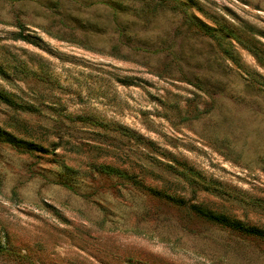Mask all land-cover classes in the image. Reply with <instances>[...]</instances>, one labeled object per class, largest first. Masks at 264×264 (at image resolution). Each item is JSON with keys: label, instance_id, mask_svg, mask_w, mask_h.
I'll return each mask as SVG.
<instances>
[{"label": "rangeland", "instance_id": "1", "mask_svg": "<svg viewBox=\"0 0 264 264\" xmlns=\"http://www.w3.org/2000/svg\"><path fill=\"white\" fill-rule=\"evenodd\" d=\"M0 95V264H264L157 195L264 228V0H0Z\"/></svg>", "mask_w": 264, "mask_h": 264}, {"label": "trees", "instance_id": "2", "mask_svg": "<svg viewBox=\"0 0 264 264\" xmlns=\"http://www.w3.org/2000/svg\"><path fill=\"white\" fill-rule=\"evenodd\" d=\"M202 30H208L207 28L204 27H200ZM0 97L3 99V96L0 95ZM0 141L3 142H7L13 146H16L17 141L12 138L11 136H5L3 138H0ZM32 149L37 150V147H33ZM196 183V185L198 186L197 182H195L194 179H190V184L194 185ZM204 190L208 189V187H211L213 189H216L218 191H222L218 188H216L215 186H213L212 183L209 184H205ZM196 191L195 188H193L192 193L194 194ZM161 192V191H160ZM157 192V195H163L164 198L168 201H176L177 205L180 208H185L186 211L190 212L193 216L202 219L206 222L212 223V224H216L219 226H222L224 228L230 229L234 232H237L238 234H241L243 236L246 237H251V238H255V239H259V240H263L264 241V228L255 226V225H249L247 223H244L238 219L229 217L227 215L221 214V213H216L210 209H208L207 207L195 203L193 202L192 198L191 199H184L181 196H175V195H170L164 191H162L161 193ZM194 197V196H193ZM189 213V214H190ZM131 264H149L145 261H132L131 260Z\"/></svg>", "mask_w": 264, "mask_h": 264}]
</instances>
